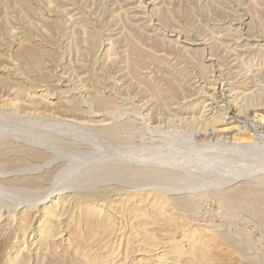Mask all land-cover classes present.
I'll list each match as a JSON object with an SVG mask.
<instances>
[{
  "label": "rangeland",
  "instance_id": "374dc122",
  "mask_svg": "<svg viewBox=\"0 0 264 264\" xmlns=\"http://www.w3.org/2000/svg\"><path fill=\"white\" fill-rule=\"evenodd\" d=\"M0 264H264V0H0Z\"/></svg>",
  "mask_w": 264,
  "mask_h": 264
},
{
  "label": "bare ground",
  "instance_id": "6f19581e",
  "mask_svg": "<svg viewBox=\"0 0 264 264\" xmlns=\"http://www.w3.org/2000/svg\"><path fill=\"white\" fill-rule=\"evenodd\" d=\"M225 131H226V130H225ZM50 211H51V210H50ZM50 211H49V212H50ZM200 240H201V239H200Z\"/></svg>",
  "mask_w": 264,
  "mask_h": 264
}]
</instances>
